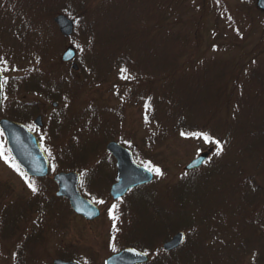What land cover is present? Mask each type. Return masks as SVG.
<instances>
[{
    "label": "rangeland",
    "instance_id": "obj_1",
    "mask_svg": "<svg viewBox=\"0 0 264 264\" xmlns=\"http://www.w3.org/2000/svg\"><path fill=\"white\" fill-rule=\"evenodd\" d=\"M59 15L75 22L71 38L55 26ZM70 47L76 73L62 62ZM0 68L3 118L30 127L51 164L48 178H27L12 166L0 131V152L10 161L0 158V264H105L125 248L164 264L162 247L179 232L186 243L169 259L264 264V12L257 0H0ZM39 116L41 131L33 127ZM111 142L133 148L154 175L118 202L110 196ZM209 151L201 167L186 170ZM68 172L80 174L98 219L85 221L66 201H53V178Z\"/></svg>",
    "mask_w": 264,
    "mask_h": 264
},
{
    "label": "water",
    "instance_id": "obj_2",
    "mask_svg": "<svg viewBox=\"0 0 264 264\" xmlns=\"http://www.w3.org/2000/svg\"><path fill=\"white\" fill-rule=\"evenodd\" d=\"M257 8L264 12V0H257ZM61 35L70 38L74 34V22L64 15H59L54 19ZM76 58V50L68 48L63 55L62 62L70 63ZM73 71H79L76 63L72 65ZM3 74L0 70V110L2 106V84ZM57 107V105H54ZM36 127H42V117H38L34 122ZM0 129L3 132L7 150L10 157L24 174L31 178L44 179L50 174V161L40 145L38 138L26 126L11 122L9 120L0 121ZM107 152L116 161V183L112 186L110 195L114 201L121 200L131 190L151 184L154 175L148 169L138 165L131 151L125 149L120 144L111 142L106 147ZM209 158V153L203 154L197 160L187 166V171H193L201 167ZM54 182L58 187L56 196L68 201L73 212L91 222L101 216V211L90 200L84 198L80 193V175L77 172L59 173L54 177ZM186 241L183 232L177 233L169 242L163 245L166 253H171L180 249ZM150 258L132 248H126L113 255L105 261V264H148ZM53 264H79L73 261L55 260Z\"/></svg>",
    "mask_w": 264,
    "mask_h": 264
},
{
    "label": "trees",
    "instance_id": "obj_3",
    "mask_svg": "<svg viewBox=\"0 0 264 264\" xmlns=\"http://www.w3.org/2000/svg\"><path fill=\"white\" fill-rule=\"evenodd\" d=\"M249 1H251V0H249ZM252 1H254V0H252ZM247 2V1H246ZM250 5H251V3H250ZM63 13H65V14H68V15H70V16H72V17H74L76 14L74 13V11H69V12H63ZM77 13V12H76ZM84 13H87V11L86 10H83L82 11V14H84ZM148 48H152L151 47V44L150 45H148ZM177 128H180V129H184V128H186L185 127V125H182V124H180L179 125V127H177ZM197 128V126L195 125L194 127H192V129H196ZM191 129V128H190ZM191 129V130H192ZM199 132H200V130H199ZM133 149V148H132ZM133 151H134V149H133ZM135 152V151H134ZM135 154V153H134ZM54 199V200H53ZM52 200L53 201H55L56 202V200H57V198H53ZM178 230V229H177ZM165 256H164V259H160V261L159 262H163L164 264H186V263H188L189 261H191L190 259H169V257L171 256V254H164ZM166 257H168V258H166ZM188 264H191L190 262L188 263Z\"/></svg>",
    "mask_w": 264,
    "mask_h": 264
},
{
    "label": "flooded vegetation",
    "instance_id": "obj_4",
    "mask_svg": "<svg viewBox=\"0 0 264 264\" xmlns=\"http://www.w3.org/2000/svg\"><path fill=\"white\" fill-rule=\"evenodd\" d=\"M0 70H1V68H0ZM2 71V70H1ZM2 74H3V72H2ZM19 80H23V79H19ZM25 82H27V81H25ZM20 86H22V84L20 83ZM3 92H4V75H3ZM2 98H3V94H2ZM2 106H3V100H2ZM2 106H1V110H0V121L1 120H5V119H7V118H3V112H2ZM14 110H18L19 111V106L18 105H16V106H14ZM18 115V114H17ZM33 127H34V122H33ZM35 128V127H34ZM36 129V128H35ZM36 130H38V129H36ZM115 168H116V162H115ZM116 173H117V171H116ZM30 179V178H29ZM31 179H33V178H31ZM251 185H252V189H254V191L256 192V195L258 194V192L260 191V192H262L263 193V191L262 190H260L261 189V187H258V184L257 185H255V184H253V183H251ZM144 187V186H143ZM143 187H140V188H143ZM140 188H138V189H140ZM137 190V189H136ZM134 191V190H133ZM129 193H131V192H129ZM129 193L127 194V196L129 195ZM257 201V199L255 198V199H253V200H250V202H249V207H248V210L250 211V213H252L253 214V212H255V208H253V206H254V204H255V202ZM257 210V209H256ZM261 210V209H260ZM262 212H264V210H262ZM260 215V214H259ZM257 219H258V217H256ZM259 220V219H258Z\"/></svg>",
    "mask_w": 264,
    "mask_h": 264
},
{
    "label": "bare ground",
    "instance_id": "obj_5",
    "mask_svg": "<svg viewBox=\"0 0 264 264\" xmlns=\"http://www.w3.org/2000/svg\"><path fill=\"white\" fill-rule=\"evenodd\" d=\"M58 17V16H57ZM76 57H77V53H76ZM74 63H76V58L72 61V62H70V63H64V64H70L71 65V67H72V65L74 64ZM77 64V63H76ZM2 94H3V91H2ZM55 105V104H54ZM53 105V106H54ZM55 107V106H54ZM39 117H41V116H39ZM37 119V118H36ZM36 119H35V121H36ZM5 120H9V121H11V122H16V123H19V124H22V125H24V126H26L27 127V125L26 124H24V123H21V122H17V121H13V120H10V119H5ZM34 121V122H35ZM42 121H43V118H42ZM44 121H43V125H42V127H36L35 125H34V127L36 128V129H38V131H41L43 128H44ZM35 136H37L32 130H30ZM6 140V139H5ZM6 144H7V142H6ZM121 145V144H120ZM122 146V145H121ZM107 147V146H106ZM122 147H124V146H122ZM125 148V147H124ZM125 149H127V150H129V151H131L132 152V154L134 155V152H133V150L131 149H128V148H125ZM8 151V150H7ZM106 152H107V150H106ZM108 153V152H107ZM9 154V153H8ZM109 154V153H108ZM110 155V154H109ZM69 173V172H68ZM70 173H72V172H70Z\"/></svg>",
    "mask_w": 264,
    "mask_h": 264
},
{
    "label": "snow or ice",
    "instance_id": "obj_6",
    "mask_svg": "<svg viewBox=\"0 0 264 264\" xmlns=\"http://www.w3.org/2000/svg\"><path fill=\"white\" fill-rule=\"evenodd\" d=\"M182 135H184V134L182 133ZM204 138H205V140L208 139V137H206V136H205ZM0 158H4L6 163H9V162H10V161H9V158H7V157L5 156V153H3V152H0ZM12 166H13L14 168H16L17 171H19L18 166H16V165H12ZM150 170H152V169H150ZM154 171H155L157 174H162V173H160V170H159V169H154ZM29 187L32 189L33 192H36V191H37V189H36L32 184H29ZM99 203H103V201H99ZM113 207H115V206H113ZM110 215H111V210H110ZM145 255H147V253H145Z\"/></svg>",
    "mask_w": 264,
    "mask_h": 264
}]
</instances>
